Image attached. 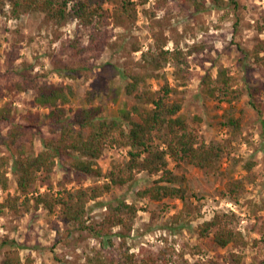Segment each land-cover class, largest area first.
<instances>
[{
    "label": "rangeland",
    "instance_id": "obj_1",
    "mask_svg": "<svg viewBox=\"0 0 264 264\" xmlns=\"http://www.w3.org/2000/svg\"><path fill=\"white\" fill-rule=\"evenodd\" d=\"M157 2H137L133 18L122 26H116L112 21L104 27L107 38L104 48L86 54L93 70L90 78H74L67 71L79 61L71 48L72 42L89 44V31L76 18L69 17L58 24L35 12L15 17L7 6L5 13L0 15V106L11 102L17 113L15 122L33 124L27 119L30 111L33 112L32 118L37 112L47 113L46 109L31 105L35 94L32 80H38L73 85L76 93L70 107L74 109L89 106L91 91L97 94L94 104L103 106L109 115H117L121 108L133 105L143 109L148 105L138 97L141 91L126 94V82L114 74L113 67L144 73V89L159 90L166 82L179 87L180 81L173 75L176 69L174 60L164 61L159 68L150 67L148 62L161 49L190 51L184 66L191 79L185 87H179L182 93L176 96L183 98L182 112L208 142L237 138L231 144L230 154L219 165L227 172L232 167L234 177L247 182L241 198L233 201L222 195L230 178L222 179L218 171L187 163L177 166L169 159V166L177 175L175 184L188 188L184 199L140 198L138 191L152 186L161 174L139 171L136 179L122 186L114 185L111 193L91 200L87 206V222H102L108 213L106 206L109 203L116 205L118 199L127 200L136 204L138 213L129 221L130 232L122 226L112 229L114 246L109 250L126 241L139 256L160 254L167 259L166 264H264V236L254 229L264 222V65L252 63L253 57L247 59L235 44L239 42L252 50L264 41V0H239L240 26L237 32L233 26L237 12L213 8L211 0L206 1L208 10L201 12L195 11L186 0H168L159 7ZM111 7L106 5V8ZM241 59L248 63L242 64ZM221 66L229 68V75L233 77L232 88L240 93V98L231 102L219 99V93L216 97H209L202 91L203 76L208 73L216 80ZM17 82L24 83V89L9 90ZM249 85L254 88L261 111L249 104ZM231 115L242 120V131L238 135H233L236 131L227 125ZM195 117L201 119L196 121ZM38 124L39 128L34 125L29 129L26 138L33 141L35 153L44 148L43 140L58 134L44 118ZM10 127L8 122L2 124V138ZM129 150L128 147H108L99 161L104 171L110 172L114 167L117 170L125 168ZM7 152L1 142L0 156ZM248 160L256 162L253 169L256 179L253 182L248 181L245 165ZM66 173L79 177L67 184V189L89 188L97 181L91 176L80 177L71 167V159L64 155L55 168L53 185L49 188L40 186L39 191L33 190V193L49 190L50 194L57 195L62 192L64 187L60 182ZM9 176L12 185L8 190L0 187V202L9 196L18 197L19 202L24 201V195L16 189V177L11 168ZM57 214L49 213L45 207L31 210L21 217L11 211L0 214V262L9 247L3 243L8 238L16 242L24 258L31 255L34 264L84 263L102 240L87 231L73 229L70 232L73 226L59 220ZM222 214L228 216L231 226L243 233L246 242L243 246L219 248L211 236L203 239L199 236V226L203 222Z\"/></svg>",
    "mask_w": 264,
    "mask_h": 264
},
{
    "label": "trees",
    "instance_id": "obj_2",
    "mask_svg": "<svg viewBox=\"0 0 264 264\" xmlns=\"http://www.w3.org/2000/svg\"><path fill=\"white\" fill-rule=\"evenodd\" d=\"M149 0H0V15L5 13L6 7H10L13 16L18 17L26 13H41L47 20L62 23L69 17H74L79 24L89 31V44L80 45L73 41L71 48L75 56L79 57L76 65L69 67L67 71L74 78L92 76L93 70L89 66L86 54H93L104 48L106 32L104 27L112 21L116 26H122L127 20L135 16L137 2L146 4ZM158 7L164 6L168 0H157ZM193 5L195 11L208 10L207 0H186ZM212 7L226 12H237V18L233 26L235 32L240 26L239 0H211ZM112 5L106 8V5ZM156 5V4H155ZM239 52L246 58L253 57L252 63L264 65V41L256 44L252 50L246 49L241 43L236 42ZM189 52L175 50L174 52L161 49L148 62L153 68H159L167 60H174L176 65L173 73L174 79L180 81L179 87H185L191 79V74L185 69V62ZM242 64L248 63L241 59ZM252 64V65H254ZM251 65V64H249ZM114 74L119 75L126 82L124 89L126 94L139 93L138 97L148 105L141 108L133 105L131 108L123 107L117 115H109L104 107L94 104L97 94L89 92V106L71 108L70 104L76 91L73 85L56 84L50 82H34L35 90L31 105L47 110V113L37 112L32 118L30 111L27 119L33 124L17 123L16 109L11 102H4L0 106V143L7 148V153L0 156V187L8 190L12 185L9 176L11 168L15 174L16 189L24 195V201L19 202L18 197H6L0 202V214L11 211L18 217L31 210L45 207L49 213L57 212L59 220L73 226V229L87 231L90 235L102 240V244L92 249L91 255L82 264H166L167 259L158 254L145 253L138 255L122 241L119 246H114L112 229L122 226L131 231L129 221H132L139 208L127 200L118 199V203L108 204V213L105 219L97 224L87 222V206L95 198L104 193H111L114 185H125L136 179L139 171L160 175L155 183L147 188L140 189V198L150 197L152 200L166 198L184 199L188 193L185 186H177V175L169 166V159L176 162L177 166L187 163L201 169L218 171L219 177H229L225 183L222 195L233 201H238L246 188V181L234 177V169L230 167L223 171L220 165L224 158L230 154V147L237 138H223L218 141L208 142L205 136L192 124L189 117L182 112V97L176 96L182 93L178 86H172L169 82L159 90L144 89L146 76L144 73L133 69L114 66ZM229 68L221 66L216 80L210 74L202 78L203 93L209 97H216L231 102L240 98L238 90L232 88L233 77L229 75ZM247 81L248 78L246 77ZM217 82L218 84H214ZM24 89V83L17 82L9 90ZM257 89V88H256ZM249 104L261 111L257 104L256 95L252 86H247ZM222 95V96H221ZM221 96V97H220ZM224 96V97H223ZM47 120L48 124L56 128L57 137L43 140L44 148L38 153L34 152L32 140H26L29 129L38 127L40 120ZM196 121L201 118L195 117ZM8 122L11 127L2 138V124ZM43 122V121H42ZM234 128L238 135L242 131V120L231 115L227 122ZM2 138V139H1ZM108 147H128L129 160L125 168L114 167L110 172H105L99 162L106 153ZM71 159V167L80 177L91 176L97 181L93 186L67 189L65 186L79 179V177L65 174L60 185L64 187L62 192L53 195L49 190L39 191L40 186L47 188L53 185L55 168L62 156ZM255 161L248 160L245 164L249 175L248 181L256 179L254 172ZM11 166V167H10ZM10 167V168H9ZM227 172V173H226ZM98 180H105L101 183ZM31 194V195H30ZM255 230L264 236V222L256 225ZM120 235V233H118ZM125 237L124 234H121ZM199 236L203 239L211 236L216 247L226 248L230 245L243 246L245 238L243 233L230 225L225 214L203 222L199 226ZM3 243L9 244L8 249L0 264H34L31 255L23 257L19 246L15 241L5 238ZM255 258V257H254Z\"/></svg>",
    "mask_w": 264,
    "mask_h": 264
}]
</instances>
